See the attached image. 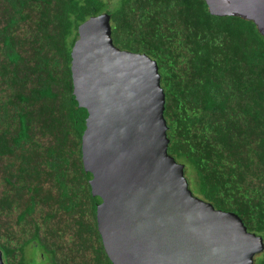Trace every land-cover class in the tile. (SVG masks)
Wrapping results in <instances>:
<instances>
[{"label": "trees", "instance_id": "obj_1", "mask_svg": "<svg viewBox=\"0 0 264 264\" xmlns=\"http://www.w3.org/2000/svg\"><path fill=\"white\" fill-rule=\"evenodd\" d=\"M102 13L116 48L157 63L168 153L192 194L236 214L264 244V37L253 22L213 16L205 0H0L4 264H112L70 70L78 27Z\"/></svg>", "mask_w": 264, "mask_h": 264}, {"label": "water", "instance_id": "obj_2", "mask_svg": "<svg viewBox=\"0 0 264 264\" xmlns=\"http://www.w3.org/2000/svg\"><path fill=\"white\" fill-rule=\"evenodd\" d=\"M205 2L211 15L251 21L264 37V0ZM70 56L73 95L87 114L82 163L111 263L254 264L263 238L194 196L184 165L168 153L156 61L116 48L107 13L78 27Z\"/></svg>", "mask_w": 264, "mask_h": 264}, {"label": "rangeland", "instance_id": "obj_3", "mask_svg": "<svg viewBox=\"0 0 264 264\" xmlns=\"http://www.w3.org/2000/svg\"><path fill=\"white\" fill-rule=\"evenodd\" d=\"M35 250L33 249V248H31V249H28V251H26V258H30V256H32V259L35 257ZM37 262H38V260H37ZM38 264H39V262H38ZM42 264H47V263H42Z\"/></svg>", "mask_w": 264, "mask_h": 264}]
</instances>
